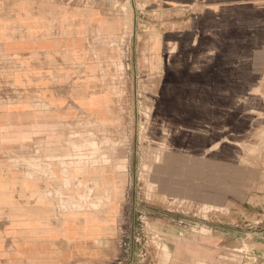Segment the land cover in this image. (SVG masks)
I'll return each instance as SVG.
<instances>
[{
	"label": "crops",
	"instance_id": "crops-1",
	"mask_svg": "<svg viewBox=\"0 0 264 264\" xmlns=\"http://www.w3.org/2000/svg\"><path fill=\"white\" fill-rule=\"evenodd\" d=\"M131 1L112 17L0 0V264H264V153L241 150L261 147L264 0H148L164 22ZM126 86L152 102L155 195L208 207V241L189 223L182 237L131 236L141 110L118 107Z\"/></svg>",
	"mask_w": 264,
	"mask_h": 264
},
{
	"label": "rangeland",
	"instance_id": "rangeland-1",
	"mask_svg": "<svg viewBox=\"0 0 264 264\" xmlns=\"http://www.w3.org/2000/svg\"><path fill=\"white\" fill-rule=\"evenodd\" d=\"M63 3H67L65 6L67 7V10L69 11L70 8H76L78 11L81 12H88L90 10H97V11H106L110 14V16H129L131 12L132 7V1L131 0H115L112 5L106 6L102 0H59ZM142 8H144L147 13L153 18H157V21L164 22L166 18V14L159 12V11H150L151 8H153V5L151 7L150 1H144L141 5ZM105 9V10H103ZM176 13V11H175ZM183 12H179L176 16L181 15ZM147 15V16H149ZM129 18L126 19V27H125V33L122 36L120 43L121 45H126V42L128 40L127 37V30L128 25L131 23ZM156 20V19H155ZM156 22V21H153ZM145 22H143L144 24ZM113 44L119 45L118 41H112ZM118 46L122 51V57H127L128 55L125 52V49H123V46ZM125 47V46H124ZM145 60H148L149 54L145 53ZM120 69L122 74L124 76H127V71L125 69V66L121 63ZM127 88V86H126ZM133 86H128L126 89V94L124 96V92L121 88H118L117 90V96L118 98V104L119 108L126 110L127 114H132L133 109L141 110V116L137 117L138 121V131L141 135V141L137 142L136 151H137V162H138V170L137 173H141L139 176H136L135 178V185L133 186L136 190L135 198H128L127 199V213H126V220L130 221L131 223L135 222V228L130 229L133 233L131 236H135L137 238H144L149 237L153 233L157 235L158 237L162 238H173L177 236H183V232L186 230H183L182 226L190 225V229L188 230V233L191 234L192 237L196 238V240H199L203 237V240H209V238L212 235L211 228L205 229L204 228V217H206V210H209L208 207H204V209L201 208L199 204L196 202H187V201H181L177 199H169L167 197H159L155 195V185L150 180V169H149V162L150 160L156 159L155 154L152 153V147L149 144V141L147 139V133H148V124H147V115L149 114V110L151 109L152 102L149 101L147 93H142V98L139 100L134 99L133 94ZM147 87L144 88L146 90ZM127 124L130 126H133V117H127ZM262 124V123H261ZM132 127L130 128V130ZM260 129L258 131H255L253 134V141L255 143H260L261 147H250L248 149L242 148L241 150L247 154L250 155H260L261 153H264V127L256 128ZM127 144L129 141H131L130 134H127ZM255 145V144H254ZM91 148H94L92 145H89L87 149L91 152ZM243 155V154H242ZM90 156V153H89ZM153 156V157H152ZM244 157V155H243ZM141 165V166H140ZM131 187L129 183V188ZM132 187V188H133ZM90 192V191H89ZM235 213L234 220L236 219H244L246 216H243L242 213ZM256 220V219H254ZM207 222L211 227L219 226V225H229L227 221L225 223H220L218 220L214 219H208ZM224 222V221H223ZM240 223L241 221H237ZM168 223L170 226L168 228H165L163 224ZM153 234V235H154ZM250 238V236H249ZM251 240V239H248ZM240 248L243 250H251V246L249 244V241H244L242 245H240ZM171 254L167 250V246H164V257L171 259ZM173 258V257H172Z\"/></svg>",
	"mask_w": 264,
	"mask_h": 264
},
{
	"label": "bare ground",
	"instance_id": "bare-ground-1",
	"mask_svg": "<svg viewBox=\"0 0 264 264\" xmlns=\"http://www.w3.org/2000/svg\"><path fill=\"white\" fill-rule=\"evenodd\" d=\"M63 33H64V32H63ZM63 132H64V131H63ZM49 144H50V142H49ZM51 144H52V143H51ZM73 145H75V144H73ZM73 145H72V146H73ZM78 147H79V146H78ZM57 155H58V154H57ZM45 157H46V156H45ZM97 158H98V157H97ZM157 158H159V157H157ZM64 162H65V161H64ZM84 162H86V161H84ZM85 165H86V164H85ZM69 207H70V206H69Z\"/></svg>",
	"mask_w": 264,
	"mask_h": 264
}]
</instances>
